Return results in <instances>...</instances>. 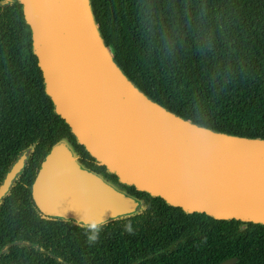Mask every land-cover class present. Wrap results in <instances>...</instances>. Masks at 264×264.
<instances>
[{
    "label": "trees",
    "instance_id": "1",
    "mask_svg": "<svg viewBox=\"0 0 264 264\" xmlns=\"http://www.w3.org/2000/svg\"><path fill=\"white\" fill-rule=\"evenodd\" d=\"M3 1L0 186L10 165L30 152L0 201V264H218L229 258L264 264V225L187 215L124 186L143 201L139 213L102 225L94 243L84 228H72L61 238L67 250H48L55 227L41 217L29 188L51 146L67 138L86 168L113 182L116 177L76 144L55 114L22 7L17 0ZM91 5L113 61L148 99L209 130L264 139V0H91Z\"/></svg>",
    "mask_w": 264,
    "mask_h": 264
},
{
    "label": "water",
    "instance_id": "2",
    "mask_svg": "<svg viewBox=\"0 0 264 264\" xmlns=\"http://www.w3.org/2000/svg\"><path fill=\"white\" fill-rule=\"evenodd\" d=\"M17 2L55 114L76 144L116 177L115 183L86 168L63 138L48 150L29 188L42 214L81 225L135 214L142 201L124 186L187 215L264 225L263 138L209 130L148 99L113 61L91 0ZM29 152L10 165L0 201L22 174Z\"/></svg>",
    "mask_w": 264,
    "mask_h": 264
},
{
    "label": "flooded vegetation",
    "instance_id": "3",
    "mask_svg": "<svg viewBox=\"0 0 264 264\" xmlns=\"http://www.w3.org/2000/svg\"><path fill=\"white\" fill-rule=\"evenodd\" d=\"M109 176H111V175H109ZM142 205H143V201H142ZM38 212H40V211L38 210ZM137 213H139V212H137ZM137 213H135V214H137ZM135 214H132V215H135ZM40 215L43 219L48 220V222L49 221L52 222L53 227H55L56 235H55V238H53L49 242V246H48L49 251L67 250L68 245H67V243L62 242L63 240L61 238L66 234L72 233V228H75V229L76 228H84L83 225L75 223L71 220H66V219L56 218V217H47L44 214H42L41 212H40ZM128 216H131V215L122 216V217H119L117 219L111 220L107 223H110V222L113 223L115 221H120V220H123L125 217H128ZM104 224H106V223H104ZM104 224H102V225H104ZM36 248H38L41 252H45V250L42 247L37 246ZM5 250H7V246L5 247ZM49 255L55 257L58 262H62V263L64 262L60 257L55 256L54 253H50ZM45 264H47V263L45 262ZM67 264H70V263H67Z\"/></svg>",
    "mask_w": 264,
    "mask_h": 264
},
{
    "label": "clouds",
    "instance_id": "4",
    "mask_svg": "<svg viewBox=\"0 0 264 264\" xmlns=\"http://www.w3.org/2000/svg\"><path fill=\"white\" fill-rule=\"evenodd\" d=\"M102 223L103 222L97 223V222L93 221V222H89L86 225H83V227L86 230L88 242L94 243L97 240L99 232H100L101 227H102ZM128 230L131 231L130 228Z\"/></svg>",
    "mask_w": 264,
    "mask_h": 264
}]
</instances>
